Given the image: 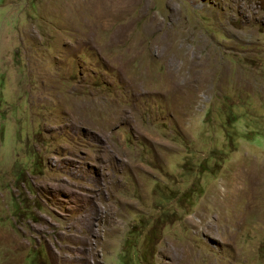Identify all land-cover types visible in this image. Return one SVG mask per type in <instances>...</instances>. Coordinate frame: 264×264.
Segmentation results:
<instances>
[{
	"label": "rangeland",
	"instance_id": "obj_1",
	"mask_svg": "<svg viewBox=\"0 0 264 264\" xmlns=\"http://www.w3.org/2000/svg\"><path fill=\"white\" fill-rule=\"evenodd\" d=\"M0 264H264V0H0Z\"/></svg>",
	"mask_w": 264,
	"mask_h": 264
}]
</instances>
